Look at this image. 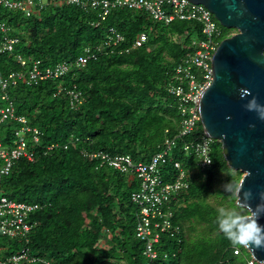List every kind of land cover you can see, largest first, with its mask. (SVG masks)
<instances>
[{"label": "trees", "instance_id": "1", "mask_svg": "<svg viewBox=\"0 0 264 264\" xmlns=\"http://www.w3.org/2000/svg\"><path fill=\"white\" fill-rule=\"evenodd\" d=\"M0 22L8 28L0 31V41L4 34L18 39L13 51L0 53V79L24 69L16 56L28 65L38 60L42 69L73 64L59 79L36 85L19 82L7 89L14 115L24 117L40 136L37 144L27 137L34 161L16 162L0 184L11 200L37 203L40 209L29 218L34 226L27 243L0 236V260L26 249L37 261L21 264H142V243L134 235L136 208L130 200L137 181L89 161L84 153L129 155L134 162H146L165 138L178 132L177 100L167 88L175 66L193 50L190 43L198 26L188 21L163 25L143 11L126 8L114 9L100 21L97 10L50 3L30 13L0 7ZM108 28L123 41L112 53H98L84 67H75L85 48L104 44ZM221 29L224 38L230 36L231 30ZM142 32L146 43L131 48ZM174 36L179 40L173 41ZM72 87L82 99L75 107L66 96ZM5 105L0 99V107ZM17 127L12 119L2 121L0 139L9 140ZM178 147L171 159L189 174V188L176 197L173 210L179 234H163L156 246L168 253L160 264H247L250 254L234 247L218 230L220 208L208 201L219 172H226L228 182L240 180V172L234 176L227 167L217 141L211 147L212 165L205 170L197 167L192 152L182 153ZM170 164L163 167L167 173ZM217 195L218 205L235 206L224 189Z\"/></svg>", "mask_w": 264, "mask_h": 264}, {"label": "built area", "instance_id": "2", "mask_svg": "<svg viewBox=\"0 0 264 264\" xmlns=\"http://www.w3.org/2000/svg\"><path fill=\"white\" fill-rule=\"evenodd\" d=\"M48 3L78 5L84 10L89 8L97 10L100 21H104L112 10L126 8L143 11L151 20L163 25H169L174 21H188L198 26L195 37L190 43L193 50L175 66L172 80L167 88L168 93L177 100L180 118L178 132L171 138H165L161 149L146 162H134L129 155L111 156L100 151L84 153L89 161L96 160L100 166L109 167L137 181L138 188L131 193L130 200L136 208L134 235L142 243L141 255L144 258L142 264H160L161 260L168 258V253L159 251L156 246L163 234L169 237L179 234L180 227L173 223V210L176 206V197L189 188L187 179L189 174L179 161L171 159L174 149L179 144L178 151L186 154L192 152L197 167L201 170L212 165L211 147L214 140L200 127L199 106L205 91L213 82L212 57L221 42L222 29L205 6L192 3L190 0H0L1 7L25 13L35 11L37 8L42 9ZM92 25L96 27L98 22ZM6 30L4 24L0 23V31L6 32ZM122 41L123 37L114 28H108L104 44L94 49L85 48L83 54L74 62V66L84 67L88 61L96 59L98 53L104 51L112 53ZM146 41L147 36L142 32L135 38L131 48L142 47ZM16 42L17 39L5 35L0 44V52H11ZM122 52L123 50L120 51ZM127 52L128 49H125L124 53ZM16 61L25 69L12 72L0 81V98L7 104L0 107V121L12 119L21 127L15 133L17 139L11 149L5 150L0 146V157L5 161L0 175L8 174L13 161L20 157L33 161V154L26 151L24 136L30 135L33 143H37L40 136L36 128L26 124L25 118L14 115L12 102L6 93L7 88L19 82L36 85L41 81L59 79L73 65L63 62L42 69L38 60L28 65L18 56ZM61 89L59 87L56 93H60ZM66 96L70 107H75L82 101L81 94L75 90V87L67 89ZM168 162L171 163L170 173L163 169ZM0 205V232L9 236L26 235L31 228L25 221L26 214L36 206L25 207L9 203L5 199H1ZM238 253V250L234 251V254ZM22 260L37 261L35 258H30L23 249L2 264H21ZM255 263L252 257L247 261V264Z\"/></svg>", "mask_w": 264, "mask_h": 264}, {"label": "water", "instance_id": "3", "mask_svg": "<svg viewBox=\"0 0 264 264\" xmlns=\"http://www.w3.org/2000/svg\"><path fill=\"white\" fill-rule=\"evenodd\" d=\"M190 1L205 6L222 28L236 31L213 54V82L200 102V125L220 143L229 169L240 172L241 179L245 171L251 173L243 187L251 190L250 203L255 207L260 203L258 194L264 192V121L243 105L252 96L264 105V0ZM240 88L252 95L241 100ZM258 222L264 225V215ZM247 251L256 264L264 261V248L256 249L254 256Z\"/></svg>", "mask_w": 264, "mask_h": 264}, {"label": "clouds", "instance_id": "4", "mask_svg": "<svg viewBox=\"0 0 264 264\" xmlns=\"http://www.w3.org/2000/svg\"><path fill=\"white\" fill-rule=\"evenodd\" d=\"M6 29H7L6 30V32H7L8 28L6 27ZM6 32H3V33H6ZM5 35L7 37H9L7 34H4V36ZM9 38L17 39V37H9ZM1 42H2V40L0 41V44H1ZM16 43H18V39H17ZM12 51H13V49H12ZM0 53H2V52H0ZM16 57H18V56H16ZM16 57H15V61H16ZM6 77H4V78H6ZM1 80L2 79H0V81ZM10 87L11 86H9L8 88H10ZM6 93H7V90H6ZM238 93H239V96H240L241 100H244L245 98H247V97L252 95L250 90L244 89V88L238 89ZM243 107L248 112H255L256 115H257V118L259 120H261V121H264V105L258 103L257 98L255 96H252V98L250 100H248L247 103L243 105ZM13 109H14V107H13ZM20 117H22V116H20ZM226 119H231V117H226ZM1 122L2 121H0V123ZM15 122L19 125V127H17L13 131L12 137L9 140H4V141L0 139V146H1V148L5 149V150L11 149L13 147V145H14V141L17 139L15 133H16V131H18L20 129L21 125L17 121H15ZM249 127L250 128H254L255 125L251 124V125H249ZM27 137H28V134L24 136V138L26 140V151L28 153H32L33 154V152L30 150V148L27 145L28 144ZM29 137H30V135H29ZM30 139H31V137H30ZM31 142L33 143L32 140H31ZM22 159H25L26 161H28L25 157H20L19 159L14 160L12 165H11V167H10V169H9L8 174L0 175V180L3 177H7L8 175H10L15 163L20 161V160H22ZM33 161H34V154H33ZM33 161H28V162H33ZM4 166H5V161H4L3 158L0 157V170ZM250 175H251L250 172L245 171L243 173V178L242 179H240L238 181L230 182V183L224 185V191H226L227 193H229L233 197V199L235 200V206L228 207V208H221L219 210V213H218L217 217H216V224H217L218 230L224 235V237L234 247L247 249L250 252H252V254L254 256V252L256 251V249L264 248V225H261L258 222L260 217L262 215H264V192H260L258 194L260 203H258L255 207H253L252 204L250 203V201L252 200V192H251V190H244V187H243L246 178L249 177ZM1 199H5L9 203L24 205L25 207H31L32 208V207L36 206L35 209L29 210L27 212V214H26L25 221H26V223L28 225L31 226L29 232L26 233V235H24V236H20V235L9 236L7 234H2L0 232V236L6 238L8 240L22 239V240H24L27 243V236H28V234L30 233V231L32 230V228L34 226V223L32 224L30 222L29 218H30V216L33 213H35L36 211H38L40 209L39 204H37V203H27V202H16L14 200H11L10 198H8L5 195V193H4L3 189H2V186L0 184V204H1ZM24 250H26V249H24ZM21 251H19L18 254ZM26 252H27V250H26ZM9 258L10 257H8L7 259H9ZM30 258H35V257H30ZM3 262H4L3 260H0V264H2ZM258 264H264V261H260V262H258Z\"/></svg>", "mask_w": 264, "mask_h": 264}, {"label": "rangeland", "instance_id": "5", "mask_svg": "<svg viewBox=\"0 0 264 264\" xmlns=\"http://www.w3.org/2000/svg\"><path fill=\"white\" fill-rule=\"evenodd\" d=\"M222 32H224V31H222ZM234 33H236V31L235 30H231L230 32H229V34L230 35H232V34H234ZM195 37V35L193 34L192 35V38H194ZM224 38V35H222L221 36V41H222V39ZM173 39V41H178L179 39L178 38H176L175 36H174V38H172ZM180 42V41H179ZM233 171V170H232ZM235 174H234V176H236V171H233ZM217 179L215 180V182L213 183V188H212V190H213V192H212V196L211 197H208V201L212 204V205H214L215 207H217V208H228V205L226 204V203H222V205H218V201L220 200V198L221 197H218V195H217V191H219V190H222V189H224V185H226V184H228V183H230V182H228L227 181V174H226V172L225 171H221V172H219V174L217 175ZM241 177H242V174L240 173V176H239V178L241 179Z\"/></svg>", "mask_w": 264, "mask_h": 264}]
</instances>
